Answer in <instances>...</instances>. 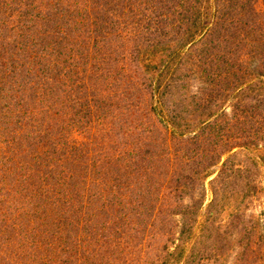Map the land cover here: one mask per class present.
<instances>
[{
	"label": "trees",
	"instance_id": "trees-1",
	"mask_svg": "<svg viewBox=\"0 0 264 264\" xmlns=\"http://www.w3.org/2000/svg\"><path fill=\"white\" fill-rule=\"evenodd\" d=\"M258 3L0 0V264H264Z\"/></svg>",
	"mask_w": 264,
	"mask_h": 264
},
{
	"label": "rangeland",
	"instance_id": "rangeland-1",
	"mask_svg": "<svg viewBox=\"0 0 264 264\" xmlns=\"http://www.w3.org/2000/svg\"><path fill=\"white\" fill-rule=\"evenodd\" d=\"M264 0H259V3H258V8L263 10L264 9V6H263V3ZM199 75L197 74H190L189 72H186L185 73V76H184V84H185V87L187 86L189 90H191L192 92H195L197 91V89L199 87H201L199 85ZM259 86H256L255 89H256V92L259 93ZM224 104L228 105V101H226ZM206 186L208 187V184L206 183ZM207 200L210 199V193L207 192V196H206Z\"/></svg>",
	"mask_w": 264,
	"mask_h": 264
}]
</instances>
